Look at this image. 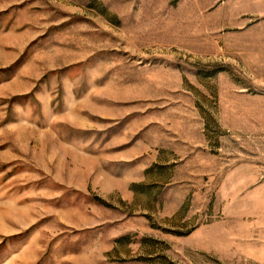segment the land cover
<instances>
[{"label": "rangeland", "instance_id": "374dc122", "mask_svg": "<svg viewBox=\"0 0 264 264\" xmlns=\"http://www.w3.org/2000/svg\"><path fill=\"white\" fill-rule=\"evenodd\" d=\"M0 264H264V0H0Z\"/></svg>", "mask_w": 264, "mask_h": 264}]
</instances>
